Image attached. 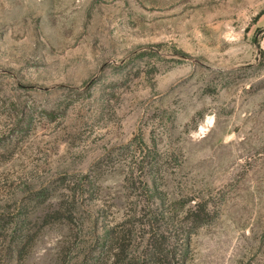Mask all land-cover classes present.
Instances as JSON below:
<instances>
[{
	"label": "rangeland",
	"instance_id": "rangeland-1",
	"mask_svg": "<svg viewBox=\"0 0 264 264\" xmlns=\"http://www.w3.org/2000/svg\"><path fill=\"white\" fill-rule=\"evenodd\" d=\"M197 203L186 264H264V0H0V264L142 263Z\"/></svg>",
	"mask_w": 264,
	"mask_h": 264
},
{
	"label": "trees",
	"instance_id": "trees-1",
	"mask_svg": "<svg viewBox=\"0 0 264 264\" xmlns=\"http://www.w3.org/2000/svg\"><path fill=\"white\" fill-rule=\"evenodd\" d=\"M63 215L58 210L53 213V216L47 214L42 222V227L61 219ZM211 220L212 217L207 204L197 203L193 208L187 210L185 216L174 227L173 232H169L168 227L164 231H161V226L151 228L146 239V253L142 263L131 261L128 258L127 251L130 244L127 243V239L130 231L128 230V233L125 234L122 229L118 231L113 228L110 231L109 239L111 246L115 251L117 250L114 253L115 261L113 264H186L183 246L187 237L200 227L209 224ZM30 239L32 238L30 237Z\"/></svg>",
	"mask_w": 264,
	"mask_h": 264
}]
</instances>
